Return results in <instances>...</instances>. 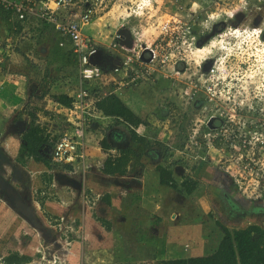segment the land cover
I'll use <instances>...</instances> for the list:
<instances>
[{
  "label": "rangeland",
  "instance_id": "rangeland-1",
  "mask_svg": "<svg viewBox=\"0 0 264 264\" xmlns=\"http://www.w3.org/2000/svg\"><path fill=\"white\" fill-rule=\"evenodd\" d=\"M97 17L87 36L106 56V70L125 56L110 46L121 29L130 30L126 56L153 43L169 55L152 80L125 86L141 101L144 124L123 128L124 143L114 145L136 156L123 176H102L87 155L65 167L52 161L50 150L36 156L27 149L13 124L22 111L1 117L0 178L19 192L38 226L0 189V264L9 256L27 257L23 264H168L215 251L223 236L217 223L228 231L264 230V0H109ZM164 22L165 36L158 27ZM5 26L0 22V45ZM29 60L40 73L47 68L37 55ZM31 82L19 86L24 110L38 99L43 108L41 98L50 95ZM65 127L58 119L54 137ZM96 135L85 133L84 154ZM142 138L156 157L146 156ZM3 157L24 169L22 181ZM156 165L177 185L191 179L196 188L185 194L144 180L141 172ZM63 176L81 189L61 184ZM222 194L237 207L233 214L244 209L253 216L235 223L240 218L227 216Z\"/></svg>",
  "mask_w": 264,
  "mask_h": 264
},
{
  "label": "crops",
  "instance_id": "crops-1",
  "mask_svg": "<svg viewBox=\"0 0 264 264\" xmlns=\"http://www.w3.org/2000/svg\"><path fill=\"white\" fill-rule=\"evenodd\" d=\"M51 8H53V6H51ZM0 22H2L4 26L6 25V31L4 32L6 35V44L0 45V118L10 116L11 113L17 114L22 111L20 118L26 127L22 133H19L20 136H22L30 126L31 118L29 114H34L36 118L35 123L42 128L43 136L48 140V143L42 145L38 149V154H45L48 150L51 152L52 146L49 143V140L55 136V124L57 120L63 118L62 115L52 111V105L54 103L58 104L52 99V96L63 95L68 98L72 97V94L79 83V71L77 76L76 73H74V70H76L77 67L79 68L78 57L73 52L71 43L67 37L60 36L54 30H47L48 32L44 31L43 28H40L39 26L47 24L37 20L35 16L28 18L27 21L20 25L14 22L12 14L1 11ZM95 23L96 21L92 25ZM91 27L92 26L88 28L87 33L89 32V29L93 31L94 28ZM21 29L26 38L23 41H18ZM59 43H61L62 46H59ZM51 52L52 56L50 55ZM36 55L39 58H42L44 63L46 62L45 65L47 68L42 73L37 71L38 67L29 60L31 58L35 59ZM34 63H37V61L35 60ZM39 63H42V60H40ZM121 73L120 76L118 75L115 77V83L111 84L116 90L115 94L126 106L143 120V106L140 105L141 101H138L135 96V91L132 90V88L136 86L129 89L122 87L120 84L125 81V78H123V71H121ZM117 77H120L121 80L119 79L118 81ZM27 80H32L31 83L34 85L42 83L46 86L47 90L49 89L50 95L46 94L41 98V102L46 103V106H43V108L38 99L35 101V108H32L31 110L26 108V110H24V100L20 94L21 90L19 89V86L23 85ZM35 82H37V84H35ZM106 87L111 88L109 84ZM47 103L50 105L48 106ZM41 121H46L47 124L42 127L41 125L43 124H40ZM16 123L17 121L13 122L14 125H16ZM92 125L94 126H91L92 131L99 134V136L96 135L99 138L95 142H91V144L87 145L88 149L85 150L84 155H87L91 161L95 162L96 166H100L101 168L103 161L109 155H115L114 152L118 151L114 144L118 145L124 143L125 132H122V130L123 128L125 129V126L117 122L114 118L102 116ZM0 129H2V127H0ZM103 138L107 141L110 147L108 151H103L100 148V142ZM145 151L146 156L149 158L156 157L153 149L152 155H149L147 149H145ZM138 154H140L139 151ZM141 163L144 166V163ZM156 166H152L150 169H145V172H141L142 178L145 180V178L150 177L151 180L156 179L158 181ZM97 171L102 176H109L103 174L100 169H97ZM143 179L142 185L144 184ZM146 193V191L143 192V194ZM245 219H248V217H245ZM245 219H239L235 223L242 222Z\"/></svg>",
  "mask_w": 264,
  "mask_h": 264
},
{
  "label": "built area",
  "instance_id": "built-area-1",
  "mask_svg": "<svg viewBox=\"0 0 264 264\" xmlns=\"http://www.w3.org/2000/svg\"><path fill=\"white\" fill-rule=\"evenodd\" d=\"M108 3L109 0H0V12L12 14L16 24L21 25L28 18L35 16L37 20L49 25L60 36L67 37L73 52L78 57L79 83L72 94L70 105L68 107L56 103L52 105V111L63 116L66 129L51 142V159L65 167H72V162L84 158L85 133L91 129L95 120L101 117L96 103L104 96L115 93L114 88L110 90L106 86L110 81H115L114 75L121 72L119 68L124 66L123 71L126 73L125 81L120 85L134 87L152 80L157 65L163 64L169 56L166 54L161 56L159 44L154 43L139 48L133 57L126 56L128 48L119 44L117 33L110 46L112 49L124 51L125 56L122 62L119 61L120 66L110 72L106 68L90 65L89 57L101 49L96 48L92 40L88 38L87 30ZM158 27L160 35L168 34V22ZM187 29H189L188 26ZM25 38L21 29L18 41H23ZM59 46L62 44L59 43ZM142 53H145L144 59L141 57ZM178 60L182 59L178 58Z\"/></svg>",
  "mask_w": 264,
  "mask_h": 264
},
{
  "label": "trees",
  "instance_id": "trees-1",
  "mask_svg": "<svg viewBox=\"0 0 264 264\" xmlns=\"http://www.w3.org/2000/svg\"><path fill=\"white\" fill-rule=\"evenodd\" d=\"M109 89L112 90V88ZM52 99L65 107H68L71 103V98L63 95H53ZM96 108L102 117L114 118L126 128H137L144 124L143 120L126 106L115 93H110L101 98L96 103ZM29 116L31 118L30 126L21 136V139L27 149L37 156L38 149L48 143V140L43 136L42 128L35 123L36 118L34 114H29ZM56 138L54 137L49 140V143L51 144ZM141 144L147 149L145 138H142ZM100 148L103 151L110 149L104 138L100 142ZM152 154L153 152L149 151V155ZM131 155L132 157L136 156L135 152L129 148L118 149L116 155H109L103 161L100 171L109 176L125 175ZM156 171L160 186H168L179 193L191 194L197 186V182L191 179H184L177 185L171 172L161 165L156 166ZM217 225L223 231V236L215 251L207 256L189 257L182 260L170 261L168 264H264L263 229L258 225H249L244 229L228 231L219 223ZM4 261L7 264H23L28 261V258L9 256Z\"/></svg>",
  "mask_w": 264,
  "mask_h": 264
},
{
  "label": "water",
  "instance_id": "water-1",
  "mask_svg": "<svg viewBox=\"0 0 264 264\" xmlns=\"http://www.w3.org/2000/svg\"><path fill=\"white\" fill-rule=\"evenodd\" d=\"M118 42L120 45H125L128 49L131 47V44H129V42L127 41V35L129 33V31L127 29H121L118 32ZM125 40V41H124ZM144 54L142 53L141 57L142 59H144ZM106 61V56H104L103 51L102 50H97L93 55H91L89 57V64L92 66H96L99 68H106L104 65V62ZM147 61V60H146ZM119 67L120 63L118 60L114 59V65L112 67H110V70L114 69L115 67ZM16 125L20 128L19 129V133H22L25 130V125L24 122L22 121H17ZM7 158V157H6ZM8 159V158H7ZM3 160L4 159L3 157ZM5 162V161H4ZM7 164L9 166H11L13 168V175L17 176V180L22 181L23 180V176L21 175V173H25L24 169H21L18 166L13 165V163L11 162V160L8 159V161L6 160ZM59 181L61 184L63 185H70L73 188H75L76 190H80L81 189V184L80 182L74 180V179H70L66 176L60 177ZM0 189H4L5 192L10 196L11 200L13 201V206L16 210H18L22 215H24L26 218H28L30 220V222L37 227L38 224L35 221V218L33 215H35L33 213V211L25 206L23 203H21L20 201V194L17 190H15L12 186L11 183L4 181L2 178H0Z\"/></svg>",
  "mask_w": 264,
  "mask_h": 264
},
{
  "label": "flooded vegetation",
  "instance_id": "flooded-vegetation-1",
  "mask_svg": "<svg viewBox=\"0 0 264 264\" xmlns=\"http://www.w3.org/2000/svg\"><path fill=\"white\" fill-rule=\"evenodd\" d=\"M104 65H105V67H107V62L106 61L104 62ZM18 129H20V128H18ZM221 199H223L224 202H225L224 206H226V208H227V213H226L227 216H229L228 213L234 216V218H232V219L238 220L239 218L240 219H244L245 217H250V216L252 217L253 216V214H251L249 211L244 210V209H241L239 212H237V214H233L232 212L236 211L237 207L235 205H233L232 201L230 202L229 197L226 194H222V198Z\"/></svg>",
  "mask_w": 264,
  "mask_h": 264
}]
</instances>
